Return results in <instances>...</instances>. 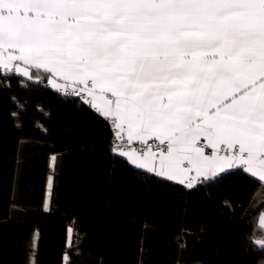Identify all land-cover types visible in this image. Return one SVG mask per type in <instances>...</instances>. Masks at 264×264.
I'll list each match as a JSON object with an SVG mask.
<instances>
[{
  "label": "snow or ice",
  "instance_id": "snow-or-ice-1",
  "mask_svg": "<svg viewBox=\"0 0 264 264\" xmlns=\"http://www.w3.org/2000/svg\"><path fill=\"white\" fill-rule=\"evenodd\" d=\"M0 69L49 74L148 147L120 151L138 168L264 182V0H0Z\"/></svg>",
  "mask_w": 264,
  "mask_h": 264
},
{
  "label": "trees",
  "instance_id": "trees-1",
  "mask_svg": "<svg viewBox=\"0 0 264 264\" xmlns=\"http://www.w3.org/2000/svg\"><path fill=\"white\" fill-rule=\"evenodd\" d=\"M37 78L0 86V264H264V182L138 168L106 118Z\"/></svg>",
  "mask_w": 264,
  "mask_h": 264
},
{
  "label": "built area",
  "instance_id": "built-area-1",
  "mask_svg": "<svg viewBox=\"0 0 264 264\" xmlns=\"http://www.w3.org/2000/svg\"><path fill=\"white\" fill-rule=\"evenodd\" d=\"M108 121H109L110 128H111V131H112V136H111L112 137V147H113L112 149H114L118 153H120L121 150L127 152L130 149L137 150V151H139L141 153L148 151V147L145 144H143L142 142H137V143H132L131 142V143H128L126 137L122 141L118 136H115L114 135L115 129H114V127L111 124V119H109ZM158 143L159 142L158 141H155V140H150L148 142V144L151 145L153 152H158V149L156 147V145Z\"/></svg>",
  "mask_w": 264,
  "mask_h": 264
},
{
  "label": "crops",
  "instance_id": "crops-1",
  "mask_svg": "<svg viewBox=\"0 0 264 264\" xmlns=\"http://www.w3.org/2000/svg\"><path fill=\"white\" fill-rule=\"evenodd\" d=\"M1 71H2V69H0ZM33 71H35V70H33ZM18 75H20L19 73H17ZM21 76V75H20ZM45 76H47V79H44V77ZM37 77H41V78H43L45 81H46V83H47V85L49 86V87H51V88H53L54 90H56L53 86H52V83H51V76L49 75V74H47V73H44L43 72V70H40V73L38 74V75H36V76H33L32 77V79H38ZM24 78H28V77H24ZM61 93H64V92H62L61 91ZM65 94V93H64ZM87 103V102H86ZM87 104H89V103H87ZM90 105V104H89ZM91 106V105H90ZM92 107V106H91ZM93 108V107H92ZM93 109H95L97 112H99L96 108H93ZM101 115H102V113L101 112H99ZM103 116V115H102ZM104 117V116H103ZM104 118H106V117H104ZM107 120H109L110 118H106ZM137 142H140V141H132V143H137ZM130 150H134V149H130ZM130 150H128V151H130ZM137 153H141V152H139V151H137V150H135ZM221 155H223V153H221ZM123 157H125L126 158V160H128L130 163H132L131 162V160H129L128 159V157L127 156H123ZM133 164V163H132ZM133 165H135V164H133ZM135 166H137V165H135ZM185 166H187V165H185ZM234 167H239L238 165L237 166H234ZM233 167V168H234ZM143 170H146L147 172H150L148 169H145V168H142ZM228 169H230V168H225L224 169V171L225 170H228ZM221 172H223V171H218V172H216L215 173V175H213L211 172H209L208 173V175H207V177H204V176H201V177H197L196 178V181H195V183H194V185L195 184H197V183H199V182H201V180H203V179H210V178H213V177H215L216 175H218L219 173H221ZM152 173H154V174H157L156 172H152ZM191 175H193V176H195V172H192L191 173ZM163 177V176H162ZM164 178H166V177H164ZM173 181H176V182H178L177 180H173ZM179 183V182H178ZM184 185H186V184H184ZM259 218H258V222H259V224L264 228V224H262L261 223V219H264V211L263 212H261L260 213V215L258 216Z\"/></svg>",
  "mask_w": 264,
  "mask_h": 264
},
{
  "label": "rangeland",
  "instance_id": "rangeland-1",
  "mask_svg": "<svg viewBox=\"0 0 264 264\" xmlns=\"http://www.w3.org/2000/svg\"><path fill=\"white\" fill-rule=\"evenodd\" d=\"M50 184H51V176H49L48 181H47V189H46V197H45V204L44 207H48V200H49V193H50Z\"/></svg>",
  "mask_w": 264,
  "mask_h": 264
}]
</instances>
